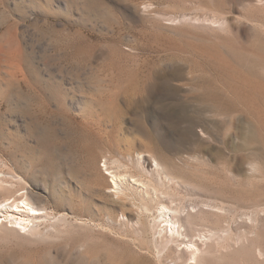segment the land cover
Segmentation results:
<instances>
[{
    "label": "rangeland",
    "instance_id": "obj_1",
    "mask_svg": "<svg viewBox=\"0 0 264 264\" xmlns=\"http://www.w3.org/2000/svg\"><path fill=\"white\" fill-rule=\"evenodd\" d=\"M257 49L264 0H0V202L47 212L0 226V264H187L198 238L193 264H264V128L201 88L264 80Z\"/></svg>",
    "mask_w": 264,
    "mask_h": 264
},
{
    "label": "bare ground",
    "instance_id": "obj_2",
    "mask_svg": "<svg viewBox=\"0 0 264 264\" xmlns=\"http://www.w3.org/2000/svg\"><path fill=\"white\" fill-rule=\"evenodd\" d=\"M258 52L261 58L264 59V50L257 49V53ZM243 82V86L240 87L233 83L232 80H210L207 85L205 84V88L201 87L205 90L209 99L210 106L212 107L214 113V124L216 126H218L219 123H222L223 125L226 123V116L230 107L229 95L232 93L234 97L237 96L239 98V103L243 106V112L246 113V115H256L261 128H264V80L249 79L243 80ZM15 84L16 83H14V85ZM0 99L5 100L3 98ZM222 158L224 160L223 156ZM155 165L157 166V164ZM100 171L107 172V189L115 195L120 193L121 186L123 185H134L141 187L142 189H146L141 182H138L137 179H134L130 175L120 174L110 170L106 160L103 161V166L100 168ZM158 211L159 215L165 217V221L170 224L169 226L171 227V231H174L179 235L180 225H178L177 220H175V214H173V212L165 205H161ZM46 216V210L35 205L31 201L28 194L23 192L21 189L14 191L11 197L0 202V226L18 234L33 233L36 229V223L41 219H44ZM201 245L202 240L199 238L195 239L192 244L190 243L187 245V251L189 253V262H187V264H193L194 261H196Z\"/></svg>",
    "mask_w": 264,
    "mask_h": 264
}]
</instances>
